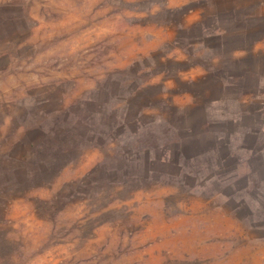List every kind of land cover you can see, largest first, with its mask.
Returning <instances> with one entry per match:
<instances>
[{"label": "rangeland", "instance_id": "obj_1", "mask_svg": "<svg viewBox=\"0 0 264 264\" xmlns=\"http://www.w3.org/2000/svg\"><path fill=\"white\" fill-rule=\"evenodd\" d=\"M0 264H264V0H0Z\"/></svg>", "mask_w": 264, "mask_h": 264}]
</instances>
